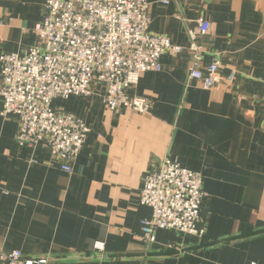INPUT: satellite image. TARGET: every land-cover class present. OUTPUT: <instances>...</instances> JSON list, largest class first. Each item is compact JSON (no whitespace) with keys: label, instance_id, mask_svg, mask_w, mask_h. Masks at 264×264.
<instances>
[{"label":"crops","instance_id":"obj_1","mask_svg":"<svg viewBox=\"0 0 264 264\" xmlns=\"http://www.w3.org/2000/svg\"><path fill=\"white\" fill-rule=\"evenodd\" d=\"M46 1L0 0V82L1 56L38 43ZM149 2L150 31L185 49L167 50L129 90L147 112L109 110L100 86L54 99L91 128L72 172L46 144L18 145L0 97V249L49 264H264V0ZM202 19L203 67L217 60L223 77L209 90L189 80V30ZM167 158L203 176L204 235L159 229L148 244L152 208L139 196Z\"/></svg>","mask_w":264,"mask_h":264},{"label":"built area","instance_id":"obj_2","mask_svg":"<svg viewBox=\"0 0 264 264\" xmlns=\"http://www.w3.org/2000/svg\"><path fill=\"white\" fill-rule=\"evenodd\" d=\"M150 7L149 0L46 1L44 19L35 27L38 43L24 54L1 56V113L16 117L18 145L46 144L70 173L91 128L83 118L54 107V99L87 97L100 86L101 100L111 111L149 110L150 103L129 90L146 72L162 69L167 50L176 54L185 49L150 31ZM210 30L211 23L200 20L189 30L186 47L191 54L189 80L207 90L223 80L219 61L203 67L204 47L198 40ZM205 197L202 174L165 159L147 174L139 196L141 204L152 208L151 217L141 220L144 241L156 242L159 229L202 237L204 230L197 224ZM0 264H49V258L0 249Z\"/></svg>","mask_w":264,"mask_h":264}]
</instances>
